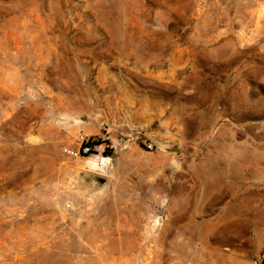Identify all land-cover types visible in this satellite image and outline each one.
<instances>
[{"label": "rangeland", "instance_id": "obj_1", "mask_svg": "<svg viewBox=\"0 0 264 264\" xmlns=\"http://www.w3.org/2000/svg\"><path fill=\"white\" fill-rule=\"evenodd\" d=\"M0 264H264V0H0Z\"/></svg>", "mask_w": 264, "mask_h": 264}, {"label": "water", "instance_id": "obj_2", "mask_svg": "<svg viewBox=\"0 0 264 264\" xmlns=\"http://www.w3.org/2000/svg\"><path fill=\"white\" fill-rule=\"evenodd\" d=\"M160 149L163 152L177 153L179 148L177 143H166V144H161Z\"/></svg>", "mask_w": 264, "mask_h": 264}, {"label": "trees", "instance_id": "obj_3", "mask_svg": "<svg viewBox=\"0 0 264 264\" xmlns=\"http://www.w3.org/2000/svg\"><path fill=\"white\" fill-rule=\"evenodd\" d=\"M87 148H89V146H86Z\"/></svg>", "mask_w": 264, "mask_h": 264}]
</instances>
